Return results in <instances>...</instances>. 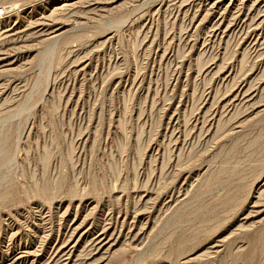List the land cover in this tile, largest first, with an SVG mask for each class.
<instances>
[{
  "label": "rangeland",
  "instance_id": "1",
  "mask_svg": "<svg viewBox=\"0 0 264 264\" xmlns=\"http://www.w3.org/2000/svg\"><path fill=\"white\" fill-rule=\"evenodd\" d=\"M0 264H264V0H0Z\"/></svg>",
  "mask_w": 264,
  "mask_h": 264
},
{
  "label": "bare ground",
  "instance_id": "2",
  "mask_svg": "<svg viewBox=\"0 0 264 264\" xmlns=\"http://www.w3.org/2000/svg\"><path fill=\"white\" fill-rule=\"evenodd\" d=\"M1 44V43H0Z\"/></svg>",
  "mask_w": 264,
  "mask_h": 264
}]
</instances>
